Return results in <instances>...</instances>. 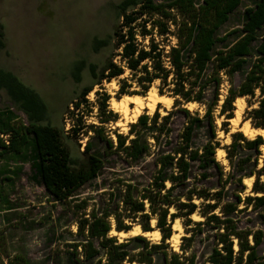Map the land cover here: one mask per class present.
<instances>
[{
  "label": "trees",
  "instance_id": "16d2710c",
  "mask_svg": "<svg viewBox=\"0 0 264 264\" xmlns=\"http://www.w3.org/2000/svg\"><path fill=\"white\" fill-rule=\"evenodd\" d=\"M242 3L243 0H203L201 3L196 0H121L115 5L118 22L114 31L106 38L95 37L93 42L94 51L111 47L112 54L102 68L95 63H78L75 79L79 82L80 71L88 67L94 80L80 92L78 98L85 99L93 87L103 80L111 81L123 75L124 68L113 61L115 51L119 50L116 55L133 72L142 88V91L135 93L146 94L152 84L160 80L158 91L175 98L174 108L190 101L207 104V108L203 117L193 116L187 108L182 109L189 122L180 133L177 145L169 143L167 150L159 147L155 159L157 170L152 181L141 189L140 184L125 183L123 216L114 210L100 213L93 210L88 217L80 219L77 234L81 240L67 245L72 248L69 252L74 264H94L93 260L101 257V250L105 252L106 264H125V260L134 264V256L126 249L131 243L149 248L148 255L142 252L143 257L136 260L138 264H151V255L158 250L164 254L163 264H195L194 255H184L187 247H182V255L167 251L165 242L171 238L172 224L177 218H184L185 226H190L187 233L191 234L183 237L189 242L194 240L198 226L210 225L217 230L216 243L208 257L210 264H264V255L258 253L264 239L263 232L243 229L238 225L239 214L250 205L259 206L264 212V184L256 183L251 194L245 197L241 195L245 191V177L256 175V182H259L264 174V164L258 168L259 150L264 139L259 135L250 140L240 131L233 133L231 143L224 147L231 167L229 172H225L216 158L221 141L217 138L214 111L219 107L220 88L225 77L230 87L220 105L219 116H224L222 129L226 134L229 132V119L234 117V102L239 96L258 97V106L252 108L249 115L253 126L264 127V0H251V4L244 9L242 24L222 32L231 14ZM149 25L151 28H148ZM154 34L163 42L173 36L176 44L170 45L167 50L156 41ZM138 35L144 39L150 36L149 44L141 45ZM5 47L6 32L0 22V51ZM237 73H242L243 78L235 87L233 77ZM210 83L213 89L212 97L208 100L206 94L211 88L208 87ZM127 87L126 83L121 85L119 96L130 93L126 91ZM0 90L7 92L28 119L27 123L16 124L17 116L12 108L0 107V157L11 154L15 159L30 161L34 180L43 185L56 202H66L76 190L98 176L105 166L101 153L93 151L92 142L89 141L81 155L75 157L64 141L63 130L48 121L47 106L35 90L4 69H0ZM108 100V96L103 97V110L108 107ZM73 103L80 107L78 99ZM248 103L251 105V100L248 99ZM170 114L162 118L158 111L152 116L141 114L135 123H131L129 135L117 133V144L108 138L104 127L96 128L95 134L106 141L107 148L124 154L136 163L152 153V147L160 142V136L171 133L167 127ZM113 115L107 113L101 122H110L116 114ZM204 122L208 123L209 136L205 143L197 146L194 134ZM79 130V127H73L74 132L79 133ZM241 148L254 150L256 155L242 157L238 153ZM214 175L219 187L198 185V182L209 180ZM167 182L170 183L169 187ZM233 182L236 187L230 194L226 185ZM171 208H175L172 213ZM197 212L203 219L194 221L191 216ZM112 214L115 215L117 231L132 228L123 223V217H140L142 230H153L150 221L156 217V228L162 234L161 242L150 244L145 236L137 235L119 243L115 236L108 235L112 229L109 220ZM235 244L238 245L237 250ZM99 260L97 264H101ZM30 263L26 257L18 256L8 258L6 262L0 253V264Z\"/></svg>",
  "mask_w": 264,
  "mask_h": 264
},
{
  "label": "rangeland",
  "instance_id": "374dc122",
  "mask_svg": "<svg viewBox=\"0 0 264 264\" xmlns=\"http://www.w3.org/2000/svg\"><path fill=\"white\" fill-rule=\"evenodd\" d=\"M120 1L0 0V22L4 25L6 32V47L0 52V69L12 72L22 83L40 95L47 106L48 121L53 126L63 130L64 141L75 157H79L81 152L85 150L86 144L91 141L93 151L100 152L105 162L104 168L95 179L76 190L66 202H56L45 187L34 180V171L30 161L15 159L11 154L0 157V244L2 245L0 253L6 262L8 258L18 256L26 257L30 260V264H74L73 256L69 252L72 251V248L67 245L81 240L77 234L80 219L88 217L93 210L98 213L114 210L123 216L125 212L123 211L122 194L126 188L125 183L140 184V189L144 185H148L157 170L155 159L159 153V147L167 150L169 143L177 145L180 140V133L189 122V117L182 110L186 108L184 104L175 108L172 105L169 109L161 108L159 105L155 111L159 112L161 118L171 113L167 121V127L171 129V133L168 136H160V142L152 147V153L136 163L126 158L124 154L107 148L106 141L95 134L96 128L104 127L108 138L117 144V133L129 135L131 125V122L128 121L125 124V129L113 127L114 122L119 118L118 114L111 117L113 120L110 122H101L103 118H106L107 113L111 112L112 115L114 113L109 108L108 102L106 109L103 110L101 107L103 97H111L106 83L107 79L93 87L91 90L94 91L92 98L90 91L83 100L78 98L80 92L94 83L89 68L85 67L80 71L81 80L79 82L75 79V73L78 72L76 67L79 62L95 63L99 68H102L112 54L111 47L102 48L98 52L94 51L93 42L95 37L106 38L114 31L118 22L115 5ZM196 1L201 3L203 0ZM249 4H251V0H243L242 5L231 14L230 20L222 28V32L242 24L244 9ZM148 28L151 26L149 25ZM137 37L141 45L149 44L150 36L145 39L140 35ZM154 37L167 50L170 45L176 44L177 41L173 36L169 38V41L164 42L157 34H154ZM118 51H115L113 61L124 68V73L112 79L118 86L114 95H119V89L123 83L128 85L126 88L128 92L142 91L133 72L126 67L121 57L116 55ZM242 78L243 74L237 73L233 77V86L237 87ZM227 79L225 77L221 85L219 107L214 111L217 138L221 141L219 149L224 150L223 156L218 159L216 153V158L223 165L225 172H229L231 167L224 147L231 143L232 134L237 132L231 131L230 122L227 134L221 127L224 116H219L220 105L230 87ZM160 83V80H156L152 87L158 89ZM211 85L212 83L209 84L208 87L211 88L206 94L208 100L212 97L213 86ZM77 99L80 102L79 108L73 103ZM248 99L251 100V105H249ZM257 106L258 97H244L240 124L248 118L252 125L253 120L249 111ZM0 107L12 108L17 116L16 124L28 122L26 114L16 107L5 90H0ZM206 108L207 104L197 102L193 109H187L193 116L200 115L203 117ZM144 113H147L146 109L143 110L142 114ZM153 114L148 115L152 116ZM74 126L80 128L79 133L73 131ZM66 128L68 129L66 130ZM208 136V123L204 122L194 134V143L201 146L207 141ZM150 141L155 143L153 138ZM263 145L259 150L258 168L264 164ZM238 153L242 157L256 155L254 150L248 148H241ZM251 177L254 180L249 188L243 180L245 191L241 193L242 197L251 194L252 187L256 183L258 185L264 184V174L261 175L259 182H256V175ZM166 185L169 187L170 183L167 182ZM198 185L219 187L216 175L209 180L198 182ZM235 187L234 182L226 185L230 194ZM196 202L199 203L198 200ZM80 206L85 208L79 209ZM146 206L148 207V203ZM9 207L12 208L8 209ZM174 211L175 208L170 209L171 213ZM195 214L196 217H191L194 221L203 219L198 212ZM239 217L238 225L240 228L259 229L264 234V212L261 207L250 205L246 211L239 214ZM152 218L156 219V217ZM123 219V223L131 225V227L141 221L140 217L134 219L123 217ZM168 219L171 221L170 217ZM109 220L112 228H115V215L112 214ZM179 220L182 226L179 236L180 242L175 250L172 241L166 240L168 253L176 252L182 255L184 253L182 247L184 246L187 247L184 255H194L195 264H210L208 257L216 243L215 234L217 230L211 228L210 225L202 228L198 226L195 228L194 240L189 242L183 237H188L191 234L187 233L190 226H185L184 218H179ZM156 224L157 220L152 227L150 221V226L153 229L156 228ZM175 232L179 233L172 227V235ZM108 235L110 236V234ZM116 238L119 243L122 242L118 237ZM146 238L150 244L161 242V239L155 242L148 237ZM95 244L98 246L97 240ZM189 244H191L190 247ZM126 249L130 251L131 256H134V264H138L136 260L143 257L142 252L148 255L147 251L149 250V248H144L142 244L134 243H131ZM237 249L235 248V250ZM81 250L79 247V251ZM101 251V257L95 258L94 264H97L99 259L101 264H106L105 252L104 250ZM258 253L264 255V239L258 247ZM151 257V264H163L164 262L162 250L153 251ZM124 263L130 264L129 260H125Z\"/></svg>",
  "mask_w": 264,
  "mask_h": 264
},
{
  "label": "bare ground",
  "instance_id": "6f19581e",
  "mask_svg": "<svg viewBox=\"0 0 264 264\" xmlns=\"http://www.w3.org/2000/svg\"><path fill=\"white\" fill-rule=\"evenodd\" d=\"M107 87L111 93V97L109 98L108 104L109 108L114 112V114H118L119 118L114 122L113 127H122L125 129V124L130 121L131 123H135L139 116L143 113V110L146 109L148 114H153L156 108L161 105V108L169 109L174 102V98L172 96H168L165 94H160L156 87H151L146 94L141 93H125L121 96L114 95V91L118 88L117 84L114 80L107 81ZM94 91H91L90 96L93 97ZM244 97H237L234 104L237 107L235 109V116L229 119L231 124L232 130L231 131H240L243 133L245 137L252 140L257 136H262L264 139V127H256L251 125L250 120H244L242 124L241 121V111L243 108ZM197 105V102L190 101L185 104V107L188 109H193ZM160 108V107H159ZM160 111L162 112V109ZM123 125V126H122ZM224 154L223 149H218L217 157L218 159L221 158ZM263 158H264V145H263ZM253 177H245L244 183L249 187L253 184ZM192 218L196 217V214L193 213ZM156 222L155 218L151 220V226L154 227ZM172 227L175 231H179L173 233L169 240L172 241V245L175 247V250L179 244V236L180 231L182 230V226L180 223L179 218H177ZM110 236L118 237L121 241L128 237H134L137 235H143L148 237L149 239L158 242L161 239V231L159 228H154L150 231H143L139 224H135L130 230L128 231H117L115 228H112L109 232ZM168 240V241H169ZM235 248H238V245L235 244Z\"/></svg>",
  "mask_w": 264,
  "mask_h": 264
},
{
  "label": "built area",
  "instance_id": "2783aa9c",
  "mask_svg": "<svg viewBox=\"0 0 264 264\" xmlns=\"http://www.w3.org/2000/svg\"><path fill=\"white\" fill-rule=\"evenodd\" d=\"M68 128H66V130H67Z\"/></svg>",
  "mask_w": 264,
  "mask_h": 264
},
{
  "label": "crops",
  "instance_id": "0c3cea01",
  "mask_svg": "<svg viewBox=\"0 0 264 264\" xmlns=\"http://www.w3.org/2000/svg\"><path fill=\"white\" fill-rule=\"evenodd\" d=\"M3 50H4V49H3ZM1 51H2V50H1ZM1 51H0V52H1Z\"/></svg>",
  "mask_w": 264,
  "mask_h": 264
}]
</instances>
